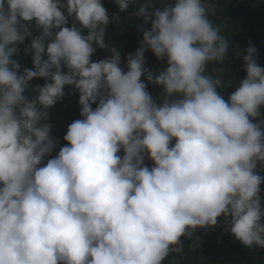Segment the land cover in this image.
<instances>
[{
  "label": "clouds",
  "instance_id": "1",
  "mask_svg": "<svg viewBox=\"0 0 264 264\" xmlns=\"http://www.w3.org/2000/svg\"><path fill=\"white\" fill-rule=\"evenodd\" d=\"M132 2L117 0L122 11ZM6 4L0 0V264H162L183 251L181 236L215 226L222 213L232 217L236 239L264 247V177L254 172L264 163V132L249 118L261 115L264 68L249 47L247 76L227 101L218 91L222 81L205 75L208 62H223L229 49L208 17L215 3L174 0L152 11L141 5L145 22L155 18L126 73L114 47L110 59L91 60L94 43L106 47L109 16L101 0H67V16L62 0ZM68 16L88 34L65 26ZM21 19L35 20L42 34L27 49L36 70L18 74L11 57L31 35ZM146 47L166 60L156 76L144 67ZM145 72L163 86L162 104L141 81ZM34 77L50 82L29 100L24 92ZM65 85L79 90L84 119L69 125V145L37 168L54 146L51 125L42 123L46 109ZM145 151L151 169L142 167Z\"/></svg>",
  "mask_w": 264,
  "mask_h": 264
},
{
  "label": "trees",
  "instance_id": "2",
  "mask_svg": "<svg viewBox=\"0 0 264 264\" xmlns=\"http://www.w3.org/2000/svg\"><path fill=\"white\" fill-rule=\"evenodd\" d=\"M206 2L215 3V13H208V17L214 26L221 27V35L227 39L229 49L223 62L210 61L206 65L205 75L218 78L222 81L218 91L227 101L231 93L235 92L240 83L246 78L247 71L245 68L244 57L247 56L248 48L254 47L256 52L253 54L256 63L264 68V0H206ZM65 5L61 10L67 16V0H62ZM109 16V23L105 27V43L106 47L101 48L97 44H93L94 52L92 54V62H98L104 59H110L114 53L111 48H116L120 53L119 67L123 72H127L128 56L135 55L137 49L142 46L144 31L151 30L152 19L145 22L144 16L138 14L139 7L143 4H149L150 11L155 8H163L166 3H174V0H133L127 10H121L117 0H101ZM5 6L7 7L6 0ZM21 24H27L31 29V35L25 37L22 43L17 45L18 51L11 57L20 65L19 73L23 74L24 69L35 71L33 62L34 52L28 51L32 40L42 34V29L38 28L35 20L24 21ZM81 28L84 35L88 34L89 29L82 27L74 16H68L65 26L71 28L73 25ZM54 28L52 31H59ZM53 37L45 41V50L47 44L51 43ZM145 64L153 76L158 75L161 71L166 70V60L159 59L151 48H145ZM47 59V55L43 56ZM62 71L68 72L66 64L61 65ZM55 71V69H53ZM147 72L142 74L141 81L146 84V90L151 94L157 104H162L165 99L163 86L147 80ZM50 82V78L34 77L28 82L24 95L33 100L38 97V87ZM105 93L107 89L103 90ZM177 97H173L175 99ZM80 92L74 85L64 86V95L57 102L49 106L46 111L48 116L42 121L51 125L50 136L54 142L52 149L45 153L41 164L37 168L44 167L50 159L58 156L62 147L69 145L70 142L64 139L68 127L76 120H82V105L79 102ZM100 97L92 108L99 104ZM261 115L258 117H249L253 123L260 124L261 131L264 132V105L260 106ZM175 137L170 142V147L176 142ZM123 159L125 155L124 149L117 153ZM143 166L151 169L155 166V162L151 159L150 154L145 151ZM254 172L264 177V163L257 162ZM0 187L3 182L0 181ZM261 206L264 207V181L260 185ZM232 217H225L222 213L217 218L215 226L197 227L192 237L181 236L180 242L183 245V251L176 253L172 251L162 261V264H264V247L259 245L245 246L240 240L236 239L231 232ZM261 223H264V216L261 217ZM197 242V247L193 249L191 246L193 241ZM58 264H64L63 261Z\"/></svg>",
  "mask_w": 264,
  "mask_h": 264
}]
</instances>
